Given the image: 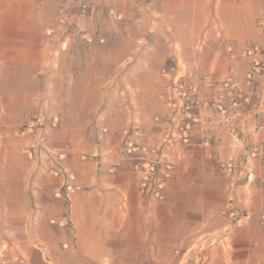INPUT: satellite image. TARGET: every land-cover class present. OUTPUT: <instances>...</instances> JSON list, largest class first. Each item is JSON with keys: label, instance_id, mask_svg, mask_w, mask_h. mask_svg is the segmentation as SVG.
I'll list each match as a JSON object with an SVG mask.
<instances>
[{"label": "crops", "instance_id": "1", "mask_svg": "<svg viewBox=\"0 0 264 264\" xmlns=\"http://www.w3.org/2000/svg\"><path fill=\"white\" fill-rule=\"evenodd\" d=\"M57 7L55 0H0V174L12 172V159L25 144L6 135L45 115L43 102L50 94L45 86L63 88L53 93L58 126L49 131L37 160H26L21 171L20 205L4 206L5 213L20 215L22 235L14 243L17 253L12 248L2 253L0 240V264H29L31 251L38 264H174V252L212 236L218 240L207 249L210 264H264V184L258 180L264 173V71L248 88L249 105L234 108L224 99L221 113L213 102L230 69L242 84L250 71L247 60L229 58V49L239 53L262 44L258 22L264 0H148L146 31L140 29L146 19L134 20L135 43L110 46L106 36V46L78 49L67 42L87 18L68 7L66 25L60 26ZM96 49L125 56L110 62L96 58ZM168 60L177 77L199 87L200 100L213 102L200 112L201 126H191L190 145L175 139L186 123L169 106ZM125 62L130 65L123 67ZM106 65L117 77L92 78L94 68ZM136 66L155 78L130 79ZM160 81L163 92L152 91ZM113 91H120L116 108L110 106ZM168 136L161 159L176 165L175 176L161 201L142 198L134 160L154 155H129L126 145L157 149ZM230 162L232 174L225 169ZM69 175L81 191L71 198L68 224L54 229L53 246L30 238L31 226L38 228L39 222L29 215L67 214L54 193ZM231 197L247 219L227 234L221 211Z\"/></svg>", "mask_w": 264, "mask_h": 264}, {"label": "built area", "instance_id": "2", "mask_svg": "<svg viewBox=\"0 0 264 264\" xmlns=\"http://www.w3.org/2000/svg\"><path fill=\"white\" fill-rule=\"evenodd\" d=\"M62 8L60 10L59 24H64L65 20V4L69 1L77 0H57ZM81 12L84 14L89 8V3H84L82 0H78ZM110 15L115 21L122 19L121 15L110 11ZM259 28L263 32V41L260 45H255L250 48H243L239 53H234L232 49H229V58L231 60L243 59L247 60L250 64V71L246 74L244 83L234 78L233 70L230 69L228 75L221 83L220 91L215 94L214 108L218 112H224V107L220 101L227 99L234 108H239L244 105H249L251 102V96L248 88L252 86L254 78L264 71V18L258 22ZM85 41L88 44L93 43V38L89 35L84 36ZM102 43V40H100ZM175 68L172 67L167 74L174 72ZM199 87L190 84L177 76L170 78L169 87V106L175 111H179L183 117V121L186 123L184 128L175 135L177 139L183 145H190L189 130L192 125L201 126L202 117L201 111L207 109L213 103L210 99L200 100ZM214 96V95H213ZM162 117H157V122L161 121ZM59 122L58 117L52 118L50 127L55 128ZM201 128V127H199ZM47 127L43 124L40 116L28 119L23 128L18 132L19 136L25 141V144L21 148V153L32 162H35L37 158L44 151L46 145V133ZM168 140L171 137L167 138ZM167 140V142H169ZM166 141V140H165ZM236 138L234 142H237ZM204 144L208 141L204 140ZM127 154L133 155L135 153H150L154 155L153 159L142 157L134 160L133 170L139 174V193L142 198L162 200V191L165 185V180L169 179L172 171L173 164L162 163L161 157L157 156V149H148L146 147H140L134 143L128 142L126 145ZM63 157V155H61ZM264 161V160H263ZM163 167L162 170L159 168ZM233 164L230 162L226 165L225 169L228 173L233 172ZM161 175V176H160ZM251 175L248 174L246 179L248 180ZM261 183H264V173L260 178ZM75 177L69 175L67 179L55 190V197L62 199L66 202H70L71 198L81 190V187L74 184ZM222 215L228 220L227 227L224 231L229 234L231 231L240 227L247 219V215L238 207V203L234 199L230 198L224 205ZM68 214V213H67ZM65 215L58 225L64 227L68 224V215ZM264 218V217H262ZM217 237H209L208 241L200 240L196 245L190 247L186 251L181 253L176 252L178 256V264H210L209 255L207 249L212 247L216 242Z\"/></svg>", "mask_w": 264, "mask_h": 264}, {"label": "rangeland", "instance_id": "3", "mask_svg": "<svg viewBox=\"0 0 264 264\" xmlns=\"http://www.w3.org/2000/svg\"><path fill=\"white\" fill-rule=\"evenodd\" d=\"M56 3L58 4L57 7V13L60 17V10L62 8L61 4L55 0ZM84 1V3H89L88 4V9L85 11V13L83 14L81 12V8L79 7L78 4V0L77 1H69L65 4L64 8H65V17H66V10L69 7V9H73V11L75 12L74 14L77 16H84L83 19L87 18L84 20V22L81 24V26L78 28V34H74L73 37H71L69 39V42H67V46H73L76 47L77 49L79 47H84L85 44H88L85 39L83 38V40H81V37H84L85 35H90L93 38V43L92 44H88V45H92V46H106L107 45V39L104 43L102 37H110L108 38V44L110 46H119L122 44L121 42L124 40L125 44L127 43H135L131 37H133L136 32L138 31V29H136L134 26V20L138 17H142L144 19H146L145 22L141 23V30H145L146 26H147V18H148V0H82ZM163 8V6H162ZM72 11V10H71ZM70 11V12H71ZM110 11H113L114 13L121 15L122 19L120 21H115L112 16L110 15ZM59 24V21H58ZM60 26H64L66 25V22L64 20V24H59ZM80 29V30H79ZM146 31V30H145ZM115 35H120L121 37H123V39L121 38V40L118 38H114ZM100 40H102V43L100 42ZM124 45H122L123 49L126 47ZM126 50V48L124 49V51ZM96 58H100V57H107L108 60L110 62H114L115 60H117V58H123L125 56V53H120V54H116V53H111V54H100L99 50L96 49L95 55ZM205 61L207 60H211V55H205ZM155 62V61H153ZM126 64L123 67H127L128 65H130V63L125 62ZM109 64V63H108ZM107 64V65H108ZM106 65V68H101L100 66L98 68H94L92 71V78H98V80L100 79H104V78H115L117 77L118 72L112 70L111 68H108ZM110 65V64H109ZM150 66L152 68L157 67L158 63L156 61V64L151 63ZM165 67L167 68L166 72H168L172 67L175 68L174 72H170L169 73V77H175L176 76V72H177V68L174 65V62H172L171 60H168L165 63ZM143 68H147L144 67ZM140 68L138 66H136V68L131 69L129 71V75L128 77L130 79H134L136 77H138V75L142 78L143 77H148L151 78L154 77L155 75H153L152 73L149 74L148 69L144 70L141 73L139 72ZM165 72V73H166ZM167 74V73H166ZM157 77H161V75L157 76ZM179 79H182L181 77H178ZM137 79V78H136ZM162 79V78H161ZM166 79V78H164ZM169 79V78H168ZM98 80H96L98 82ZM183 80V79H182ZM186 81V80H184ZM187 82V81H186ZM189 82V81H188ZM162 82H157V84L152 87V91H156L158 93L163 92V90L165 89V87H163L164 85L161 84ZM168 83V84H167ZM166 88L169 89L170 87V80L168 82H166ZM59 87L58 85H50V86H45L44 90H46L49 94V100H45L43 102V112L45 113V115L42 118L43 124L47 127V135H46V143H47V138L49 136V131L54 129L52 127H50V122L52 120V118L54 117H58L56 114L58 113V98H55V95L53 96V93H59L61 90H63V88ZM131 87H129L128 89H130ZM136 88H144L142 87H136ZM79 89H75L74 93H79L80 91H78ZM117 91H113L112 92V101H110V106L113 108L119 107L120 103L116 102V95H119L120 91L116 94ZM54 113H56L54 115ZM31 115V114H28ZM33 115V114H32ZM34 117H38V116H34ZM161 117V116H158ZM33 118V117H31ZM59 122H60V117H58ZM59 122L57 123L56 127L58 126ZM116 125V124H115ZM118 127V126H115ZM17 128L16 129H12L11 131H9V133L6 135V139L11 140V139H15V142H17L19 140V138L23 139L22 137L19 136ZM95 136V135H94ZM170 137V136H168ZM168 139H166V141H161L159 146H157V156L161 157V154L163 152V146L164 144H167ZM64 142H68L67 140ZM18 153L15 154V156L12 159V165L10 167L11 171L10 173H8L7 175H5L4 173L0 174V240L2 241V253H4L6 250H8L9 248H12V252L13 253H17L18 248L15 247L16 245L14 243L19 242L22 232L21 230L18 228L20 223H21V217L19 214L16 213H5L4 211V206L5 205H9L12 206V209H15L16 207H18L20 205V200H19V196L18 194L21 191V185H20V176H21V171L26 167L25 165V161L28 160L22 153L21 150L18 149ZM162 163H170V162H166L164 161V159H162ZM173 164V163H171ZM163 167H160L159 169L162 170ZM175 172H176V165L173 164V171L172 174L170 176L169 179L165 180V185L162 191V197H163V192L167 186V184L173 179V177L175 176ZM232 174V173H231ZM161 176V175H160ZM261 175L259 177V183H261L260 181ZM65 181V180H64ZM63 181V182H64ZM264 184V183H261ZM81 191V190H80ZM55 194V193H54ZM232 199H234L233 197H231ZM58 200H62L59 198H56ZM163 199V198H162ZM211 200V199H210ZM221 200L223 201L224 199H212L211 202H215ZM64 205L66 206V211L67 213L70 215V202H66L64 200H62ZM156 201H161V200H156ZM234 201H236L234 199ZM228 202V200L225 202V204ZM241 204H238V207L244 212L243 207L240 206ZM67 214V215H68ZM34 215H29L30 221H38L39 222V227L38 228H33V226H31L30 230H29V237L32 239H36V238H43L45 239V241L50 245L53 246L55 244V239L57 237L56 232H54L55 228H61L59 227L58 223L61 220V216L60 215H56L55 213H51L48 212L46 214H43L41 216H38L37 219H34ZM48 227H51L50 231L48 229ZM65 227V226H64ZM24 235V233H23ZM209 239V238H208ZM13 243V245H9L10 243ZM34 249L33 246H30V251L31 249ZM178 253H181L180 251H176ZM176 252H174V256L176 257V261L174 262V264H178V256L176 255ZM30 261L29 264H38L36 262V256L34 253H32V251L30 252Z\"/></svg>", "mask_w": 264, "mask_h": 264}]
</instances>
